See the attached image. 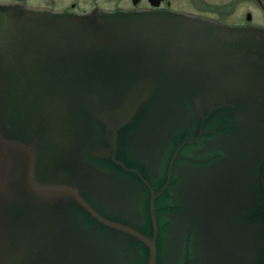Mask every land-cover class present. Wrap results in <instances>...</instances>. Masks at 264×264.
Segmentation results:
<instances>
[{"label":"water","instance_id":"95a60500","mask_svg":"<svg viewBox=\"0 0 264 264\" xmlns=\"http://www.w3.org/2000/svg\"><path fill=\"white\" fill-rule=\"evenodd\" d=\"M0 264H264V26L0 3Z\"/></svg>","mask_w":264,"mask_h":264},{"label":"flooded vegetation","instance_id":"af4514ba","mask_svg":"<svg viewBox=\"0 0 264 264\" xmlns=\"http://www.w3.org/2000/svg\"><path fill=\"white\" fill-rule=\"evenodd\" d=\"M0 3L55 13L171 11L229 26H264V0H0ZM177 137L178 134L175 130L173 132L175 139L168 143L178 141ZM152 143L154 142L150 144ZM162 154L164 152L160 155ZM225 206L224 204L220 206L222 214L219 221L222 222H219L218 225L225 230H227V225L228 227L240 225L242 205H229L227 209ZM227 214L228 217L224 219ZM254 221L256 220L254 219ZM211 248L212 253L215 254V247ZM225 254H229V252H225Z\"/></svg>","mask_w":264,"mask_h":264}]
</instances>
